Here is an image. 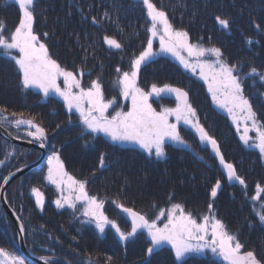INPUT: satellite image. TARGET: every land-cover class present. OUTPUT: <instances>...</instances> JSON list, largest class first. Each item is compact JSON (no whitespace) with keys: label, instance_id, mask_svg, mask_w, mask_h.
<instances>
[{"label":"rangeland","instance_id":"1","mask_svg":"<svg viewBox=\"0 0 264 264\" xmlns=\"http://www.w3.org/2000/svg\"><path fill=\"white\" fill-rule=\"evenodd\" d=\"M93 5V10L89 7L84 12L83 10L72 11L71 4L70 11H72L73 15L68 17L70 23L68 28H70L66 46L71 45L73 48L76 44L81 43L79 38L81 35H79L76 31L81 26V34L84 41L85 37L91 39L92 41L99 39L98 42L94 41L95 46L102 45L104 44V41H100V39L102 36H107L106 33L108 30V33H110L109 37H112L121 43L122 48H110L105 43L102 49H106L107 51L104 53H97L99 50H93L92 52L91 50H86L91 56L87 59L92 61L94 71L98 73L92 74L91 71H86L88 64L86 61L87 53L81 49H76L78 52V59H76V53H73L70 55L69 60L71 64L63 65L61 67L77 73L78 78L79 72L82 69L83 73L86 71L87 75L88 73H91L95 80L99 79L105 101L114 99L116 102L111 108H109V115L114 114L115 111L127 112L131 108V100H126L120 94V87L114 83L115 80L113 81L115 85L107 86L109 81L103 78L104 66L101 62H105V64L109 63V66L113 67L114 72H116L117 68L121 69V73L124 71H130V61L134 58H131L132 54L138 53L146 47L142 44L147 42V38L150 35L147 29L151 26V22L147 17V10L143 6L142 0L140 2V6L142 5L143 7L141 8L142 13L147 17L145 22V31L143 28L137 30L138 27H134V30L131 29L128 25L127 19L123 16V12H125V10H122L120 7H117V9H107L111 7H107L106 1L104 2L103 0L93 3ZM157 8L161 9L159 7ZM161 10L165 11L164 9ZM165 12L175 29L188 32L190 43L199 44L204 48H220L223 53V59L230 64L237 65L238 71L236 74L241 77L244 87V95L248 97L252 103L253 110L257 114V119L261 123H264L261 121L263 120L261 117L264 118V97L260 96V93H264V81H260L259 76L253 78L250 75L252 67H255L259 73H264V50H262L263 53L256 56L255 59V52L247 53L245 51V53L236 54L235 52L237 51L236 47L238 46V43L243 42L245 38V34H241L239 32L238 34H233L232 39L236 41H234L235 43L233 44V47L230 45L231 49L229 47L227 50L221 48L219 43H208L206 38L197 40L193 39L191 35L192 31L185 30L184 28L174 24V20L176 18L175 10L171 9L170 11ZM105 13H109L111 15L112 22L118 28L114 26L111 27L113 29H107L102 26L101 22L104 20V17L102 16H104ZM20 16L21 13L19 12V7L15 3V0H0V20L4 21L6 25V30L3 33L6 37L9 36L10 33L14 31L15 27L18 26ZM197 16L200 17V15ZM97 17L100 18L98 19ZM93 18H95V22H93ZM251 20L252 19L249 17L243 20L246 27H244L241 31L242 33H246L247 36L251 34V37L255 40L260 33L258 31H253L250 25ZM123 23L127 25V28L123 26ZM129 24L132 25L133 22H130ZM33 28L37 34L38 28L35 25H33ZM128 28L129 30L126 32V29ZM255 30L257 29L255 28ZM254 34H256L255 37L253 36ZM126 36L130 37L131 40V42H127L126 44L132 43L134 47L125 46L126 44L123 40L126 39ZM153 50L157 53V55L141 66V71L137 78V85L145 92L151 91V86L153 84H156L158 87L170 85L188 92L189 102L196 109L197 116L199 117L201 124L204 125L210 135L219 140L218 142L221 145V148L223 145L227 153L234 151L235 148L230 146V143L221 140L222 137L220 132L226 128V125L224 123L225 121L223 122L221 120L223 118L219 114L229 118L233 123L232 118L229 116L227 111L219 108L213 102L212 96L208 92V85L199 76V68L193 72L185 69L184 66L180 64L179 60L171 54L159 53L158 38L153 43ZM15 54L16 52L13 50V55ZM49 54L51 55L50 51ZM182 55L187 58L186 52L182 53ZM192 59L193 63H195V59ZM202 59L211 61L214 60L215 57L206 55ZM75 60H77V62H75ZM57 62L60 63L59 61ZM87 77L90 78H80L82 87L84 88L89 87L91 81L93 80L91 76ZM58 82L60 83L61 88H63L64 85L62 78ZM253 90L256 91L257 98L252 95V92H254ZM169 95L171 99L162 98V105L157 106L152 102V98L160 100L161 94L159 96H150L149 103L157 112L164 108H175L177 104L175 94L171 93ZM0 108L7 109L6 112L0 113V161H4V163L0 165V234L2 233V230L6 231V234H8L9 230H11V227L8 224L9 218L5 211L3 201L7 202L8 200V203L13 206L11 202H16L15 198L22 199L24 193H26L20 189L22 186L23 188H29L25 190H32L33 187H38L44 194V200L47 198L44 192L45 188L39 187L36 184H28L32 182L38 183L40 177L46 188H53V191L50 193L52 200L46 199L44 201V206L46 207L49 205L52 208L57 209L55 201L60 197L61 193L57 191L55 185L48 183V181L44 179L48 172V157L55 151L59 153L60 159L64 163V169L69 175L77 180L87 182L86 191L88 195L95 196L98 200L104 201L102 211L110 220H113L111 217V210H116L117 212H120V214L123 212L121 208L117 207L118 204L131 208L133 211L136 210L139 213L143 210L144 206L148 207L150 209V212H148L150 215L148 216V219L151 221L156 220V217L161 209L167 211L171 207L172 203H180L184 205L186 212H191L193 217L196 218L198 222H201V217L208 214L207 206L211 202L214 206L215 215L225 223L227 230L230 233L236 235V228L239 224L243 225L242 227L244 230H249L250 228V230L247 231V240L238 236L240 242L244 245L242 252L249 250L254 251L258 259L264 260V236L262 237L258 234L260 231L262 233L264 232V225L257 228L258 231L254 230V223L256 222V224H258L259 221L258 215L252 219H250L247 214L244 216L245 211L242 209L246 206V203L244 204L245 206L242 207L241 202L233 200L235 197L234 193L239 191L237 187L231 188L230 191L225 190L223 192L221 188L215 198L219 199L214 201L211 196H209L210 194L208 197L205 196L204 198H200V195L190 196L189 193L195 192L198 189L189 186V184L194 183L200 186L201 182L198 181V179L193 180V178L196 177L198 165L196 163H189L190 159L187 161L188 156L185 155L186 152L183 150L181 151L182 153L174 154L172 156L175 166L169 167V170L173 171L177 175L173 176L168 173V170L164 169L165 173H168L166 175L167 181H170L169 184H175V178H177V183L182 185V189L178 191L176 186L171 188L170 185L167 184V181L162 180L159 170H156L155 173L153 169H149V164L145 161L148 158L161 161L160 165L156 168L160 169L162 165H165L164 159L166 157L158 159L154 155L150 156L145 150L133 143L113 142L109 136H106L102 132L89 133L85 131L83 135H80L83 125L80 123L78 113L73 112L69 114L66 106L64 105L63 99L55 94H50L48 97H44L43 93L37 88L24 89L20 84V76L14 66V62L3 55L2 49H0ZM13 112L17 114L23 113L24 117L28 119L35 118L36 123L46 129L47 140L45 141L44 148L40 147L31 149L23 144V142H28L30 139L36 144H40V142L33 140L32 137L27 135L29 130L34 131V129H29L26 125H21L17 128L15 124L12 123V121L17 118L11 115ZM69 115H71L72 118L71 124L68 123ZM4 117H7V119L5 120ZM170 119L174 122V117ZM57 125H59V127H57ZM243 127V120H241L240 132L235 133V129L237 131V128L233 123L232 129L235 137L239 136L240 138V134L243 132ZM181 128H183L181 131L182 137H186L183 135L186 133L190 137L195 136V142H187V144L190 145V147L187 148H193L196 143L199 145L200 151L205 152L204 156H208V159H211V157L214 156L211 152L210 146L206 147L200 143L199 137L193 129L183 123L179 125V129ZM249 135L255 138L256 133L253 131L250 132ZM242 144L247 150L255 151V154H257V151L259 152V150L255 147H248L244 145L243 142ZM169 146L170 144L166 145V148ZM204 147L208 149H205ZM43 152L46 153V157L42 163L39 164L40 171L38 173H32V171L24 173L25 175L27 173H32L34 174V177H37L36 179H32L27 176L22 177V175L14 179V173L18 171L19 167L22 168V166H25L26 164H33L35 161L37 162L42 158ZM101 154H104L105 156L104 167H100ZM261 160L264 167V159L261 158ZM116 161L121 162L119 166L117 165L114 167V163ZM134 164L136 165V168H138L136 172L144 173V176H147V182L152 187V191H148V193L152 195L148 202H145L144 199H142V194L133 188V184L127 180V175L130 174L131 171H134V169H132ZM252 164L253 162L249 161L248 167L250 168ZM171 165L173 166L172 163ZM191 167L194 172L192 173V179L189 181L187 178H189ZM36 168L37 167L33 169ZM200 169L201 172L197 173L198 178L203 176L204 180L202 182H205L208 179L210 181L212 177L206 172L201 163ZM118 170L121 171L120 174ZM180 172H183V174H178ZM10 174L12 175L8 183H11V186L7 189L8 192L6 193V198L5 196L3 198L1 195V190L4 186L3 177L9 176ZM136 175L137 174H135V176ZM214 179H219L220 181L222 180L220 172L214 173ZM245 182L249 187L246 191L250 192V194L245 196V198L248 202H252V204H250L253 209L255 202H257L256 205L259 204L258 213L264 212V191L259 193V198L253 199L258 195L256 190L257 185H260V187L264 189V174L258 179H248V177H246ZM64 187L67 188L66 185ZM154 188L162 189L164 192L160 190H153ZM208 191H211V188H208ZM64 194H68L67 190ZM31 195L36 203L35 196H33V194ZM108 200H110L112 204H110ZM218 202L220 203V207L225 206V209H216ZM231 202L236 203L234 205ZM110 205H112V208L114 209L109 207ZM84 206V202L80 201L77 202L75 209L68 208L67 206L60 209L65 212L71 210L69 218L76 221V226L70 225L71 220H68L65 223L62 219H58L56 215L45 212L43 215V224H48L49 226L46 227L45 233L42 234V240L45 244V255L37 254L36 256L39 259L42 257L47 258L49 264H149V262L150 264H174L175 256L170 245H163L162 247L156 249L154 254L150 257L143 256L138 258V255L141 252L138 253L137 251H144L146 253L145 245L147 247L149 246V239L146 230L142 229L135 237L130 238L128 241H121L115 229L111 228L110 225L106 226L104 233H100L99 230L96 229L95 224L88 222L89 218L83 215ZM16 208L18 211L20 210L18 207ZM239 211L241 212V215L236 216V213ZM228 213L230 216H228ZM114 218H116L114 221H116L122 231L127 232L131 230V224L129 225L122 219L118 220L116 216H114ZM166 222V216L157 220V224L161 227ZM245 222L248 223L249 228L244 225ZM82 232H86L85 235H83ZM130 243L131 245H129ZM86 245H91L95 248L94 253H87L85 249ZM108 246L115 247V249ZM0 248H3L8 253L7 257H0V264H11V257L13 256L23 259L25 264H36L32 261L29 262V260H26L23 257L21 253L20 239L18 237L16 240H12L11 238L6 239L0 235ZM128 248L129 250L132 249L134 252L130 254ZM49 253L52 255H48ZM83 257H86L87 260L81 261ZM109 257L112 258L111 261H109ZM41 260L44 262L43 259ZM211 261L226 264L221 257L213 254L210 249H206L203 253L189 254L185 257L183 262L175 261V264H207Z\"/></svg>","mask_w":264,"mask_h":264},{"label":"snow or ice","instance_id":"2","mask_svg":"<svg viewBox=\"0 0 264 264\" xmlns=\"http://www.w3.org/2000/svg\"><path fill=\"white\" fill-rule=\"evenodd\" d=\"M21 13L18 26L9 36L3 33L6 30L4 21L0 20V49L3 55L8 57L16 67L20 84L24 89L37 88L43 93L44 97L55 94L61 97L69 114L78 113L80 123L83 125L80 135L84 132L104 133L113 142H128L138 145L150 156L154 155L158 159L166 157V145L168 142L177 145L190 147L180 134L179 125L190 127L199 137L201 144L211 148V152L219 161V165L226 174L227 180L232 183L245 185L243 177L238 175L235 165L225 159L219 142L214 136L210 135L197 116L196 109L189 102L188 92L181 88L164 85L158 87L156 84L151 86V91L145 92L137 85V78L141 71V66L150 61L156 52L153 50V43L159 39V53H167L179 60L185 69L193 72L199 68V76L208 85V92L212 96L213 102L221 109L227 111L236 125L237 132H240V123L243 120V132L240 140L248 147H255L259 150L260 156L264 159V123L257 119V114L253 110V105L249 98L244 95V87L241 77L237 75V65L228 63L223 59L220 48H204L199 44L189 42L187 31L175 29L169 21L165 11L158 9L152 0H142L143 6L147 10V17L150 19L151 26L147 29L150 35L147 38L146 47L140 51L130 61V71L119 74L115 84L120 87V94L127 100H131L129 111H115L109 115L108 110L115 104V100L105 101L102 86L99 79L92 80L90 86L82 87L81 79L78 74L69 71L52 58L49 54L47 45L34 31L35 8L37 0H15ZM108 13H105L107 16ZM216 21L223 28H229V21L220 16ZM95 22V18H93ZM260 29L259 24H255ZM45 37L49 34L44 33ZM104 43L110 48L121 49L122 44L116 39L105 36ZM248 43H252L251 40ZM13 50L16 52L13 55ZM187 53V58L182 53ZM206 55L215 57L208 61L202 58ZM195 63H193V59ZM83 70L79 72V77L83 76ZM250 75L255 78L259 76L260 81H264V73H259L255 67L250 70ZM62 78L64 87L61 88ZM172 93L176 97L175 108H164L157 112L149 103V97L159 96L161 93ZM264 97V93H260ZM7 109L0 108V113ZM17 117L12 123L17 128L26 125L29 129L27 135L33 140L40 142V147H45L47 132L44 127L36 123L35 118H25L23 113H11ZM174 117V122L172 119ZM6 120L7 117H4ZM68 123H72L71 115ZM59 127V125H57ZM255 132V138L249 135ZM201 159H203L201 157ZM4 161H0L2 165ZM48 172L44 177L48 183L56 186L61 193L56 199L57 209H75L77 202H84L83 215L89 218L90 223H94L100 233L105 232L106 226H111L119 235L121 241H128L135 237L141 229L147 231L149 246L146 255L152 256L154 251L163 245H170L174 252L175 261L183 262L185 257L192 253H203L206 249L221 257L226 264H264V260L258 259L254 251L242 252L244 245L240 242L237 235L227 230L225 223L217 218L213 203L208 204V214L201 217L198 222L191 212H186L183 204L172 203L171 207L165 211L161 209L156 220H149L139 212L131 208L118 204L123 212L131 217V230L122 231L114 220H110L102 211L104 201L98 200L95 196H89L86 191V181L77 180L69 175L64 169V163L60 159L58 152H53L48 157ZM105 165V156H100V167ZM19 171V169H18ZM9 176L3 177L4 184L9 182ZM67 186L65 188L64 186ZM221 189V181L216 180L211 187L210 196L214 201L218 191ZM67 190V195L65 191ZM257 197L264 191L257 185ZM32 194L36 198V206L43 211L44 194L38 187L32 188ZM167 217V222L163 226L157 224L161 217ZM259 223L264 225V212L258 213ZM19 219V217H17ZM25 231L24 225L20 224V232ZM8 253L0 248V257H7ZM44 264H49L47 258L42 257ZM111 261V257L108 258ZM174 261V264H175ZM11 264H25L19 257H11ZM150 264V262H149Z\"/></svg>","mask_w":264,"mask_h":264},{"label":"trees","instance_id":"3","mask_svg":"<svg viewBox=\"0 0 264 264\" xmlns=\"http://www.w3.org/2000/svg\"><path fill=\"white\" fill-rule=\"evenodd\" d=\"M103 1L104 2L106 1L107 7H111L107 9H117V7H120L122 10H125V12H123L124 14L123 16L127 19L128 25L131 27V29L134 30V27L136 28L138 27L137 30L143 28V30L145 31L146 28L145 22L147 20V17L145 14L142 13L141 8L143 7L142 5L140 6L141 0H103ZM95 2H99V0H76V1L75 0H37V4L35 8V19H34V25L38 28L37 34L41 37L42 41L46 45H48L52 58L56 59V61H59L60 62L59 64L61 66L71 64L69 61L70 55L71 53H76L77 55L78 52L76 51V49H81L86 53H87L86 50H91V52L93 50H99L97 53L105 52V49H102L105 43L102 45L95 46L94 41L98 42L99 39L96 40L93 39L94 41H92L91 39L85 37V41L83 40L81 34V26L79 27L78 30H76L78 34L81 35L79 36L81 43L76 44V46L73 48L71 45L66 46L69 38L68 32L70 28V27L68 28V26L70 25L68 17L73 15L72 13L73 10L76 11L83 10L85 12L89 7H91V9L93 10L94 9L93 3ZM152 2L155 3L157 7L164 9L167 12L170 11L171 9L175 10L176 18L175 20L172 18L175 21L174 24L184 28L185 30L192 31L191 35L193 39L197 40L201 38H206V41L208 43L210 44L219 43L220 44L219 46L224 50H227V48H229L230 45L231 47H233V44L235 43L234 41H236L232 39L233 34H238L239 32L241 34L246 35V33H242L241 30L244 29V27H246V25L243 23V20L249 17L250 19H252L250 25L253 31H258L260 34H258L255 40L254 38L251 37V34L249 36L244 35L245 38L243 42L238 43V46L236 47L237 51L235 53L242 54L245 53V51L247 53L255 52V56H258L263 53L262 50H264V0H152ZM71 4H72V11H70ZM197 15H200V17H198ZM201 16H207V17H201ZM217 16H220L223 19H227L229 21V28L225 29L221 25H219L216 21ZM102 17H104V20L101 22L102 26L106 27L107 29H113L111 27L116 26L112 22L110 14L107 16L104 15ZM97 18L99 19L100 17ZM130 22H133V24L130 25L129 24ZM255 24H259L260 29H257L255 27ZM123 26L127 28V25L125 23H123ZM116 28L118 27L116 26ZM129 28L126 29V32L127 30H129ZM255 28L257 30H255ZM108 32L109 31L107 30L106 35L110 36L109 35L110 33ZM44 33H48L49 35L45 37L43 35ZM253 36L255 37L256 34H254ZM249 40H251L252 43H248ZM100 41H104V36L101 37ZM123 42H125V44L127 42H131L130 37L126 36V39H124ZM86 57H91V56L87 53ZM261 118L263 119L261 121L264 122V118L263 117ZM220 133L223 136H231L232 134L230 128H224ZM233 152L235 154H238V156L235 157L236 166L239 167L242 171L248 170L246 172V177H248V179H252V178L258 179L261 177V175L264 174L263 162L260 156L258 154H255L256 153L255 151L252 150L249 151L245 149L244 146L240 145V147H238V149L234 150ZM249 161L253 162L250 168L248 167ZM120 162L121 161H116L114 163V167L117 165L119 166ZM159 165L157 166L153 165L152 167L149 166V169H153L155 173L156 170H159L160 177L162 178L163 181H167L166 174L168 173L172 174L173 176L177 175L173 171L169 170V167L166 166V163L164 166L162 165L160 169H156ZM174 166L175 165L173 166L171 165L170 167H174ZM132 169H134V171H131L130 174L127 175L128 176L127 180H129L133 184L134 186L133 188H135L140 194H142V199H144L145 202H148L149 198L152 197V195L149 194L148 191H152V187L147 182V178H146L147 176H144V173L136 172L138 168H136L135 164L132 166ZM164 169L168 170V173H165ZM39 171L40 170L38 169L33 171L32 173H38ZM118 172L119 174L121 173L120 170H118ZM198 172H201V169L200 171H196V177L193 178V180L198 179V181L201 182V185L199 186L194 183L189 184V186L198 189L197 190L198 192L197 191L191 192L189 193V195L190 196L200 195L199 196L200 198H204L205 196L208 197V195L210 194V191H208V188H210L209 179L205 182H202L204 180V177L200 176L198 178L197 175ZM32 173L26 176L32 179H36L37 177H34V174ZM135 174L137 175L135 176ZM178 174H183V172H180ZM191 179L192 178L190 177L189 174V178H187V180L190 181ZM175 180H176L175 184L174 183L169 184L170 181H167V184L170 185L171 188L173 186L174 187L176 186L178 191H180L182 189V185H179L177 183L178 182L177 178H175ZM28 184H36L39 187L45 188L44 192L47 196L46 199L52 200V198L50 197V193L52 191L50 188H46L41 177L39 178L38 183L32 182ZM20 189H22L26 193H24L22 199L15 198L16 202L12 201L11 203L13 204L15 210L18 212L20 219L24 224L26 230V240L28 242L29 249L35 254L45 255L44 252L45 244L42 240L43 239L42 234L45 233L46 227L49 226L48 224H43L44 221L43 215L45 214V212H49L53 215H56L58 219H62L65 223L68 220H71L70 221L71 226L73 225L76 226L75 224L76 221L69 218V215L71 213L70 210L68 212H65V211H61L60 209L59 210L54 209L48 205L46 207L44 206L43 211H41L36 206L34 198H32L31 190H25L29 188H23V186ZM153 190L163 191L162 189H156V188H154ZM234 194L235 197L233 200H237V202H241L242 207L245 206L244 204L246 203V209H242L245 211L244 216L246 214L248 216H256V212L258 211V208L253 209L251 205L252 202H248V200L245 198V196L248 195V192L242 190V192L238 191ZM108 202L112 204L110 200H108ZM231 203L235 205L236 202L234 203L231 202ZM219 204L220 203L218 202L216 209H223V208L225 209V206L220 207ZM16 207H18L20 210L18 211ZM109 207L112 208V206ZM140 212H142L145 215H149L148 212H150V209L144 206L143 210H141ZM237 213L236 216L241 215L240 211ZM111 215H112L111 217L113 218L114 216H116L118 220L122 219L124 222H126L123 215L120 214V212H117L116 210H111ZM228 216H230L229 213ZM8 224L11 227V230H9L8 234H6V231L2 230V233L0 235H2L6 239L11 238L12 240L14 239L16 240L17 238L16 229L13 227L10 220ZM244 225L247 228H249L247 222H245ZM242 226L243 225L240 224L238 225V227L236 228V235L239 236L240 238L242 237L247 240L248 238L247 231H249L250 228L249 230H244ZM257 228H260V226L257 225ZM257 228L256 226H254V230L258 231ZM85 233L86 232H82L83 235H85ZM263 233L260 231L258 234H260L263 237L264 236ZM129 245H131V243ZM111 248L115 249V247H111ZM85 249L86 252L89 254H92L95 251V248H93L91 245H86ZM145 249H147L146 245H145ZM133 252L134 251L132 249L129 250L130 254H132ZM137 252L138 253L141 252L139 253L138 258L147 256L144 251H137ZM48 255H52V254L49 253ZM86 260H87L86 257H83L81 259V261H86ZM207 264H223V263L211 261L210 263Z\"/></svg>","mask_w":264,"mask_h":264},{"label":"flooded vegetation","instance_id":"4","mask_svg":"<svg viewBox=\"0 0 264 264\" xmlns=\"http://www.w3.org/2000/svg\"><path fill=\"white\" fill-rule=\"evenodd\" d=\"M183 138H184V140L186 142H189V141L193 140V139L186 138V137H183ZM228 140H232V139L229 138ZM204 148L208 149L206 147H204ZM182 150L190 151V153H185V155L188 156L187 159H190L189 163H192V164L196 163L198 166H200V163H201V165L204 167L206 172L211 175L212 178L210 177L211 178L210 181H214L215 180L214 179V172L211 171V169H212L213 166H215L217 168L219 167L217 159L214 156H212L211 159H208V156H204L205 152H202V151L201 152H197V151H195V150H200L199 149V145L196 144V143H195V146L193 148H190V149L184 147L183 145L180 146V145H176V144H170V146L167 147L166 150H165L166 151V157L170 158L168 160H164L166 162V166L167 167L171 166V162L169 160H171L172 156L174 154L182 153L181 152ZM235 156H238V154H230V155H228V157H231V158H233ZM201 157L203 159H201ZM150 160L154 162L153 158H151ZM153 162L151 163L152 165H154ZM192 170H193V168L191 167L190 177H192V175H193L192 173L194 172ZM240 173L243 174L241 171H240ZM210 181H209V183H210ZM110 206H112V205H110Z\"/></svg>","mask_w":264,"mask_h":264},{"label":"water","instance_id":"5","mask_svg":"<svg viewBox=\"0 0 264 264\" xmlns=\"http://www.w3.org/2000/svg\"><path fill=\"white\" fill-rule=\"evenodd\" d=\"M164 94L169 95V94H171V93H167V92H165ZM12 141H13V140H12ZM23 144H24L25 146H30V147H39V146H37V145H35V144H33V143H30V142H23ZM43 159H44V154H43L42 158H41L40 160H38L37 162H35V163H33V164H30V165H28V166L22 168L21 170L15 172V173H14V176H13L14 179L17 178V177H19V176H21V175H23L24 173H26V172L32 170L33 168L39 166V164L43 161ZM9 184H10V183L4 184V186L2 187L1 195L3 196V198H4V196H5V190H6V188L8 187ZM3 202H4L3 204H4L5 211H6L7 214L9 215L10 219L12 220L13 224L15 225V227H16V229H17V231H18L19 238H20V247H21V251H22L23 254H24L27 258H29L30 260H32V261H34V262H36V263H39V264H44V262H43L41 259H39L37 256H35L34 254H32V253L27 249L26 244H25V241H24V232H23V233L20 232V224H21V221H20L19 219H17L18 216H17L16 213L10 208V206L7 204V202H5V201H3ZM126 215H127L128 219L131 220V217H130L127 213H126ZM141 230H142V229H141ZM141 230H140V231H141Z\"/></svg>","mask_w":264,"mask_h":264},{"label":"bare ground","instance_id":"6","mask_svg":"<svg viewBox=\"0 0 264 264\" xmlns=\"http://www.w3.org/2000/svg\"><path fill=\"white\" fill-rule=\"evenodd\" d=\"M217 172H220V171H217ZM220 174H221V173H220ZM245 207H246V206H245ZM243 209H246V208L243 207Z\"/></svg>","mask_w":264,"mask_h":264}]
</instances>
